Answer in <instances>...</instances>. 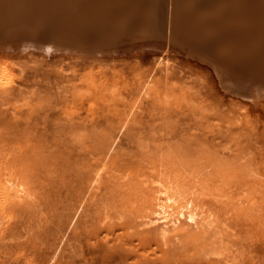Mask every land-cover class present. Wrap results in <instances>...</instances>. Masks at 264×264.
<instances>
[{"label":"rangeland","instance_id":"obj_1","mask_svg":"<svg viewBox=\"0 0 264 264\" xmlns=\"http://www.w3.org/2000/svg\"><path fill=\"white\" fill-rule=\"evenodd\" d=\"M172 1L145 3L150 29L163 36L175 10L181 20L192 12V28L207 15L206 2L180 10ZM243 3L241 11L264 9V0ZM143 42L89 56V65L78 55L0 51V165L16 164L0 166V264H264V88L255 109L222 89L208 64L162 37ZM76 171L85 176L77 206Z\"/></svg>","mask_w":264,"mask_h":264},{"label":"bare ground","instance_id":"obj_2","mask_svg":"<svg viewBox=\"0 0 264 264\" xmlns=\"http://www.w3.org/2000/svg\"><path fill=\"white\" fill-rule=\"evenodd\" d=\"M10 1L13 2V5H12V7H9L7 9H5V5L8 4V2H9L8 0H3L0 3V28L2 30H4L5 28H9V27L14 25L13 27H16V30H10V32H9L10 36H4L3 35L0 37V50L1 51L3 49H6V48H17V47H21V46L29 47L32 45L38 46L42 50H45L44 53L46 55H52L54 53L52 50L55 48L60 49L62 51L72 50L73 52L77 53V55H78V56H76L77 59L80 58L82 60H85L83 63L86 64L87 63L86 61L95 62V60H89L91 58L89 57V55H86L88 50H87V45L85 44L84 40L87 38H88L87 40H90V38H93L94 35L91 34L93 32H95L98 35L100 34L96 29H93L94 27L99 26L98 25L99 22H102L104 24V25H102V28H105L103 31L104 33H106L107 31L112 32V33H110L111 34L110 36L115 38L114 43L118 42V38L119 39L125 38L127 35H130L131 38L133 36H138V37H136V40L134 38H132L133 43L141 41L144 38H147L148 36L150 37V36L161 35L160 32L151 30L150 29L151 25L147 23L146 15H147V13H149L150 10H149V8L145 7L146 0H67V1L62 0V2H63L62 4L59 3L61 0H10ZM37 1H41V3L35 4V3H37ZM190 1H192V0H173L172 2H173V5H175L176 7L178 6V8L181 10L183 7L180 3H184V5L188 6ZM193 1H194V3H196V1L208 3L207 8H206L208 10L207 15H205L204 18H202L200 20V24L195 23L196 27L192 28L191 27L192 21L193 22L196 21V20H194V16H193L192 12H191V15H188L189 19L185 17L184 20H181L182 18L181 17L178 18L177 10H175L174 13L172 12L171 18L168 19V21L164 20V23L162 24L161 28L163 29V27H165V22L167 21L166 25L168 26V35H167L168 38H173L174 39L173 41H175L176 39L180 40V39H182V37H185L184 40L180 41L181 44H184V45H186V43L190 40L192 42V46H193V44H194V46L192 47L190 45V47H188L191 50L188 55L195 57V58H198L201 61L206 62L207 64L213 66V68L215 69L214 71H215L217 78L219 80L218 82L220 83L222 89H224L227 93L235 94V95H237L241 98L247 99V100L250 99V101H252V104L250 103L251 105H253V104L255 105L258 102L259 103L258 106H260V104L264 103V102L260 103L259 101H261V100L258 101V98H259L258 92H259V90H262L264 88V9L259 10L258 14H255L254 11L252 12L249 10L241 11L240 8H242L243 5L245 4V3H243L245 0H240L239 4H237L238 0H227L232 5L228 9H226V7L223 5V4H225L224 2L226 0H196V1L193 0ZM65 2H67V4H69L68 10L64 9L66 7L61 6V5L64 6ZM27 3H31V4L27 5ZM252 3H258V2H252ZM96 6H102L104 12L100 11V10H99L100 12L98 10H95ZM216 8H217V10H220V14H217V15L214 14L213 11ZM93 10L97 11L98 13H95ZM146 10H147V13L145 12ZM7 12H9V13H7ZM75 12H80L81 15H84V16L86 14H94L95 17H93V25H89V23L82 21L81 26L79 28L75 29L76 31H73V30L72 31L71 30L66 31V28H61V26L59 24H57L58 21H64V17L73 16L72 14ZM45 24H47V25L53 24L54 26L52 25L50 27H46ZM24 25H32L33 27L36 26L38 29L40 28V33L38 32V29L35 27L34 28L37 30V32H30V30H28V28H26ZM137 27H139L140 29H138ZM137 33H138V35H135ZM44 34L47 36H43ZM41 36H42V38L47 37V40H48L47 44L41 43V39H40ZM128 37L129 36H127L126 38H128ZM139 37H140V39H139ZM102 38L105 39V36H102ZM141 38H143V39H141ZM76 39H81V41H79L78 44H75ZM59 40H61V41H59ZM106 40H108L107 42H109L110 39L108 37H106ZM123 40H125V39H123ZM140 44H142V43H140ZM137 45H139V44H137ZM140 47H141V45H140ZM70 55H72V54H68V55L65 53L59 54V56L66 57V58L73 57ZM92 59H96V58H92ZM89 64H91V63L88 62L87 65H89ZM32 72H31V74H32ZM42 73H43V71H42ZM27 75H29V74H27ZM30 76L34 80L32 82L34 85V83L36 81L34 78H36L37 76H35L34 78H33L34 75H29V77ZM63 77L64 76L62 75V78H61L62 80H63ZM24 80H25V78H24ZM57 80L59 82V77ZM27 81L28 80H25V82H27ZM63 81H65V80H63ZM44 83L47 84V82H44ZM61 83H63V82H61ZM22 84H25V83H22ZM37 84H38V82H37ZM94 84H97V83L94 82ZM41 85H43V83H41ZM47 85H49V84H47ZM52 85H54V84H52ZM34 86H36V83ZM38 86H39V84L37 85V87ZM198 86H199V84L196 85L195 87H198ZM148 87H149V85H148ZM203 87H205V86H203ZM152 88H153V86H152ZM199 88H200V86H199ZM4 89H5V87H4ZM15 89H16V87H15ZM25 89L29 90V88H25ZM207 89L210 90L211 88H207ZM5 90H7V89H5ZM155 92H156V90H155ZM217 92H213V93L215 94ZM29 93H30V90H29ZM22 94H24V93H22ZM34 95H35V93H34ZM28 97H29V95H28ZM191 101H194V99ZM2 102H4V98H3ZM222 104H220L218 106H221ZM254 105L252 107H255V109H256L257 105L256 106H254ZM224 108H226V107L223 106V109ZM251 109H253V108H251ZM12 110H13V108H12ZM189 110H191V113L193 116L194 115L198 116V114H199L198 118H202V119L204 117L207 118L208 115H213V112H212L213 110L207 111V112H205V111L204 112H197V111H195L194 108H190ZM226 112H227V110H226ZM46 113H48L47 110H46ZM228 113H225V115ZM187 114H185V115H187ZM70 116H72V115H70ZM171 116H173V114ZM45 117H47V115ZM58 118L60 119L61 116H58ZM4 119H5V117H4ZM34 119L36 120L37 118H34ZM0 120H1L0 122H3V119H0ZM46 120H47V118H46ZM46 120L44 118V122H46ZM60 120H58V121H60ZM63 120H67V118L63 119ZM47 121H49V120H47ZM85 121H86V119H85ZM192 121H190V122H192ZM44 122L42 121L43 124H49L47 122L46 123H44ZM79 122H82V121H79ZM53 123L55 126L56 122H53ZM61 123H62V120L57 125H59ZM91 123H92V120H91ZM106 123H108V122H106ZM259 123L261 124V120ZM38 124H39V122H38ZM124 124H125V122H124ZM206 124H205V126H207ZM23 125H24V122H23ZM51 125H52V123L50 124V126ZM84 125L86 126L85 123H84ZM45 126L47 127V125H45ZM45 126H43V127H45ZM120 126L123 127L125 125H123V126L120 125ZM60 127L61 126H59V129H61ZM65 127H67V125H65ZM228 127H229V125H228ZM258 127H259V125H258ZM262 127H263V124H262ZM53 128L54 127H52V128L50 127L49 129L53 130ZM91 128H93V126ZM108 128L110 129L109 126H108ZM108 128H105V129L108 130ZM260 128L261 127H259V129H258V134H259ZM46 130L48 131V129H46ZM54 130L57 131L56 128H54ZM68 130H70V129H68ZM59 131L61 132L62 130H59ZM110 131H112V130L110 129ZM260 132H261V130H260ZM50 133H52V132H50ZM203 133H205V132H203ZM63 134H64V137L67 136L65 133H63ZM91 134H93V133H91ZM258 134H257V138H258ZM88 135H89V133H88ZM106 135H107V133H106ZM254 136H256V135H254ZM212 137L213 136H211V138ZM202 138H203V136H202ZM37 139H38V137H37ZM199 140L200 139H198V141ZM262 141H264V140H262ZM260 143H261V141H260ZM51 144H53V143H51ZM263 144H264V142H263ZM53 147L55 148V146H52V148ZM56 147H57V145H56ZM64 147H65V145H64ZM18 148L20 149V147H18ZM21 148H23V147H21ZM4 149L5 148H3L2 150H4ZM23 149H25V148H23ZM28 149H30V147ZM49 149H51V148H49ZM77 149L79 150L78 147H77ZM51 150H53V149H51ZM81 151H82V148H81ZM6 152L8 154L10 152L11 156H12L13 151L11 152V148L8 149ZM24 152H26V149ZM71 152H69V153H71ZM10 157L8 156V158H10ZM25 160L28 161V159H25ZM5 161L7 162V164L9 166L7 168H6V166H4V169L1 168L4 171H5V169L9 170L10 166L14 167L16 165V164H14V165L11 164L13 162L12 160H11L12 162L7 161V160H5ZM8 162H11L10 163L11 165ZM5 163H3V164H5ZM7 164H5V165H7ZM2 165H0V166H2ZM25 165H24V167H25ZM43 165L44 164H42V166ZM20 169H22V168H20ZM2 170H1V172H2ZM72 170H74V169H72ZM84 170H85V168H84ZM70 172L71 171H69V173ZM74 174H76V176L77 175L80 176L79 177L80 189H78V187H77L74 190V188H73L74 193L71 195L73 197L74 201H73V199H71V200L74 202L75 206H77V203L79 202V200H81L80 198H82V193L84 191L85 176L81 175V172L77 173V171L74 172ZM18 176H19V174H18ZM77 178H75V181ZM21 179H22V176H21ZM13 180H15V179H13ZM21 184H19V185H21ZM69 186H71V185L69 184ZM69 188H71V187H69ZM15 189L16 188L11 189L12 192H14ZM67 190H68V188H67ZM73 190H71V191L73 192ZM67 192H69V191H67ZM61 194H62V192H61ZM16 195H17V191H16L15 196L14 195H12V196L17 198ZM147 196H149V195H146L145 197H147ZM172 198L173 197H171V199ZM147 199H148V197H147ZM67 200H69V199H67ZM9 201H11V199ZM15 201L17 202L16 199H15ZM11 202L8 204H11ZM13 202H14V199H13ZM16 202H14V203H16ZM69 204H70V202H69ZM74 208L75 207H73L71 209H74ZM163 208H164V206H163ZM182 213L184 214V211ZM191 213H192V215H195V214H193L194 212L191 211ZM183 214H182V216H183ZM190 215L188 216L187 219L193 217V216L190 217ZM164 216H162V219ZM156 219H158V218L156 217ZM192 219H190V220H192ZM164 221H163V223H164ZM166 221L168 222V220H166ZM193 221H191V222H193ZM165 225H168V224H166V222H165ZM162 227L163 226H161V228ZM161 230L164 231V228Z\"/></svg>","mask_w":264,"mask_h":264},{"label":"water","instance_id":"obj_3","mask_svg":"<svg viewBox=\"0 0 264 264\" xmlns=\"http://www.w3.org/2000/svg\"><path fill=\"white\" fill-rule=\"evenodd\" d=\"M59 3L62 4L63 3L62 0ZM61 6H63V5H61ZM95 10H98V11L100 10V11H103L104 12L102 6H96L95 7ZM94 12L95 13H98L97 11H94ZM72 15L73 16H70V17L69 16L64 17V21H58L57 24H59L61 26V28H66V31H68V30L76 31L75 29H77V28H79L81 26L82 21H85L86 23H89V25H93V17H95L94 14H86L84 16V15H81L80 12H75ZM52 25L45 24L46 27H50ZM98 25L99 26L94 27L93 29H96L100 34L98 35L95 32H93V33H91V34L94 35L93 38H90V40H87L88 38L84 40L85 41V44L87 45V50H88L87 53H86V55H89V56H95V55L96 56H104V55H117L119 53H127L129 51L134 50L137 44L142 43L144 40H147L148 38H161V37H162V39L165 40L166 44H168V47L169 48L181 49L187 55L191 51L186 45L181 44V45L184 46V47H182L181 45H179V44H177L175 42L173 43L172 41H170L167 38V36H163L162 34L159 35V36H150V37L148 36L147 38H144V39L141 38L143 40L138 41V42H135V43H133L132 38H136L138 36H133L131 38L130 35H127L130 38L129 37L126 38L127 37L126 36L125 38H120L119 39L117 37L118 38V42L114 43L115 42L114 41L115 38H113L112 36H110L111 35L110 33H112V32L107 31L106 33H104L103 31H104L105 28H102V25H104V24L102 22H99ZM101 35L102 36H105V39L102 38ZM43 36H47V35L44 34ZM106 37H108L110 39L109 42H107L108 40H106ZM40 39H41V43H46V44L48 43L47 37H43L42 38V36H41ZM123 39H125V40H123ZM139 39H140V37H139ZM59 41H61V40H59ZM79 41H81V39H76L75 40V44H78ZM29 49H33L35 51H41L43 53L45 52V50H42L38 46H33V45L32 46H29V47H23V46H21V47H17V48H6V49H3V50H8V51H23V50H29ZM52 51L54 53H56V54L65 53L67 55L68 54L77 55V53L76 52H73L72 50L62 51L60 49L55 48ZM195 59H198V58H195ZM198 60L201 61L200 59H198ZM201 62H203V61H201ZM203 63H206V62H203ZM209 66L213 68V66H211V65H209ZM213 70H215V69L213 68Z\"/></svg>","mask_w":264,"mask_h":264}]
</instances>
